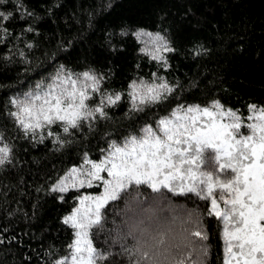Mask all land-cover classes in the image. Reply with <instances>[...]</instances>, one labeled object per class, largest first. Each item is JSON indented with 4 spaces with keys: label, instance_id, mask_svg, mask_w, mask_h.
<instances>
[{
    "label": "snow or ice",
    "instance_id": "1",
    "mask_svg": "<svg viewBox=\"0 0 264 264\" xmlns=\"http://www.w3.org/2000/svg\"><path fill=\"white\" fill-rule=\"evenodd\" d=\"M8 2L0 0V44L13 35L18 10L30 15L23 0H12L11 8ZM23 32L21 28L19 35ZM142 34L151 47L140 51L169 68L173 42L160 31L134 33L138 38ZM207 51L197 47L198 55ZM18 54L27 60L23 51ZM11 59L4 54L5 62ZM152 77V82L130 81L129 116L146 114L147 105L168 104L170 113L159 116L155 128L145 122L139 135L131 132L119 143L111 139L98 159L84 152L81 164H72L51 184L59 193L96 184L103 191L73 197L79 203L62 217L75 230L70 254L50 264H110L116 257H126L127 264H207L205 217L223 222L224 264H264V105L249 104L244 117L215 98L205 104L170 103L179 86L156 73ZM107 79L108 74L91 67L77 72L61 64L27 91L7 97L4 107L24 137L42 142L47 132L54 144L64 146L69 141L53 125L75 137L93 131L100 118L110 119L106 109L117 106L124 92L104 89ZM7 132V127L0 129V166L14 159ZM193 194L204 203L203 210L179 202ZM110 201L123 202L121 218H111L114 229L107 226ZM93 232L106 233L112 243L97 247Z\"/></svg>",
    "mask_w": 264,
    "mask_h": 264
},
{
    "label": "trees",
    "instance_id": "2",
    "mask_svg": "<svg viewBox=\"0 0 264 264\" xmlns=\"http://www.w3.org/2000/svg\"><path fill=\"white\" fill-rule=\"evenodd\" d=\"M23 7L30 15L21 16L18 10L13 35L0 44V129L7 127L14 154L0 166V264H50L69 254L75 230L62 217L79 203L73 197L99 193L102 187L59 193L51 184L72 164H81L84 152L98 159L111 139L119 143L131 132L139 135L145 122L155 128L158 117L170 113L168 104L147 105L146 114L129 116L130 81L152 82L156 73L179 86L170 103L205 104L215 98L244 117L249 104L264 105V0H23ZM139 29L160 31L173 42L176 51L167 54L169 68L140 51L151 45L146 34L134 35ZM199 45L208 51L198 55ZM5 53L11 61L3 60ZM61 64L77 72L88 67L104 72L108 79L103 88L124 92L117 106L106 109L110 119L100 118L91 132L73 137L53 125L69 141L64 146L54 144L47 132L42 142L24 137L4 107L7 97L27 91ZM179 202L189 209L205 208L194 194ZM105 207L107 226L114 229L111 218H121L123 202L110 201ZM205 223L207 264H224L221 221L205 217ZM91 235L97 247L112 243L106 233ZM110 264H127V258L116 257Z\"/></svg>",
    "mask_w": 264,
    "mask_h": 264
},
{
    "label": "rangeland",
    "instance_id": "3",
    "mask_svg": "<svg viewBox=\"0 0 264 264\" xmlns=\"http://www.w3.org/2000/svg\"><path fill=\"white\" fill-rule=\"evenodd\" d=\"M259 107V106H258ZM249 113V112H248ZM248 113L245 115V117L248 115ZM243 129L245 130V134H247V127H246V124L243 126ZM94 186H98V184H96V185H92L91 187H94ZM84 187H87V188H91V187H89V186H84ZM102 191H103V189H102ZM101 191V192H102ZM85 193V192H84ZM84 193H82V195L84 194ZM221 224H222V228H221V237H222V241H223V246H224V249H225V240H224V235H223V222L221 221ZM69 254H70V252H69ZM224 256H225V251H224Z\"/></svg>",
    "mask_w": 264,
    "mask_h": 264
}]
</instances>
